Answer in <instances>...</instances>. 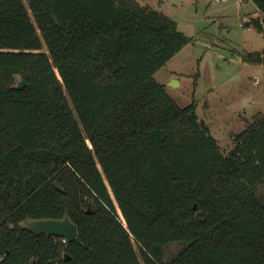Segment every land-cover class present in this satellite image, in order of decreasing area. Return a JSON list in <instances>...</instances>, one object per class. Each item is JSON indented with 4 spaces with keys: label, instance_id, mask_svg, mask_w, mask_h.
<instances>
[{
    "label": "trees",
    "instance_id": "obj_1",
    "mask_svg": "<svg viewBox=\"0 0 264 264\" xmlns=\"http://www.w3.org/2000/svg\"><path fill=\"white\" fill-rule=\"evenodd\" d=\"M189 40L137 0H0V264H264V113L224 154L153 78Z\"/></svg>",
    "mask_w": 264,
    "mask_h": 264
},
{
    "label": "rangeland",
    "instance_id": "obj_2",
    "mask_svg": "<svg viewBox=\"0 0 264 264\" xmlns=\"http://www.w3.org/2000/svg\"><path fill=\"white\" fill-rule=\"evenodd\" d=\"M137 1L170 16L189 36L153 78L179 105L194 102L198 119L227 154L253 115L264 113V65L242 59L250 52L264 53V30L247 23L258 11L250 0ZM172 79L178 84H170ZM255 192L264 201V183H257ZM185 245H168L164 261Z\"/></svg>",
    "mask_w": 264,
    "mask_h": 264
},
{
    "label": "water",
    "instance_id": "obj_3",
    "mask_svg": "<svg viewBox=\"0 0 264 264\" xmlns=\"http://www.w3.org/2000/svg\"><path fill=\"white\" fill-rule=\"evenodd\" d=\"M170 84L175 86L178 84L176 79H172ZM26 85L25 80H20L15 87L22 88ZM90 212V207L88 208ZM21 226L35 235L45 233L50 236H57L60 238H66L67 241L74 240L78 235V226L65 215L61 219H27L21 223Z\"/></svg>",
    "mask_w": 264,
    "mask_h": 264
},
{
    "label": "built area",
    "instance_id": "obj_4",
    "mask_svg": "<svg viewBox=\"0 0 264 264\" xmlns=\"http://www.w3.org/2000/svg\"><path fill=\"white\" fill-rule=\"evenodd\" d=\"M61 241H62L63 243H66V242H67V239H66V238H61Z\"/></svg>",
    "mask_w": 264,
    "mask_h": 264
}]
</instances>
